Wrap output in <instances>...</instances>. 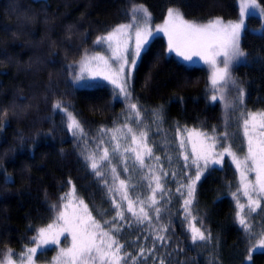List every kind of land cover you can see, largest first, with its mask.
<instances>
[{"label": "trees", "instance_id": "obj_1", "mask_svg": "<svg viewBox=\"0 0 264 264\" xmlns=\"http://www.w3.org/2000/svg\"><path fill=\"white\" fill-rule=\"evenodd\" d=\"M257 2L260 10L264 8V0ZM240 3L241 0H0V262L5 261L9 250L20 254L26 247H34L31 239L39 228L63 224L59 213L63 211L68 216L69 199L73 198L78 207L74 212L91 225L84 212L87 205L88 212L105 231L110 228L104 221H113L118 210L123 212L125 219L114 221L111 235L123 245L120 255L130 253L135 260L125 257L119 264H264V250L249 251L259 237L250 240L237 218L240 212L253 232L264 230V193L256 185V172L247 170L252 167L251 160L247 168L243 163L248 154L243 120L248 112L264 111L262 17L249 15L241 29L240 45L247 55L230 66L231 80L236 83L230 80L223 88L224 99L215 92L217 100H211V66L170 52L163 33L151 38L131 69L127 82L130 96L125 97L103 77L74 79V74H80L86 54H111L106 44L94 41L116 26L130 23L133 7L143 5L148 10L155 32L164 24L168 8H178L190 22L203 24L215 18L237 22L241 19ZM219 59L222 58H218V66L223 67ZM128 72L126 67V75ZM238 88L243 89V103ZM58 101L66 112L53 108ZM132 103L141 111L139 120L130 109ZM67 112L80 122L82 134L73 135L68 130ZM125 123L137 136L138 151H144L139 133L147 132L143 144L152 149V156L144 154V168L134 155L125 152L128 144H134L132 133L128 132L130 143L128 136H118L113 143L108 140L113 130L127 129ZM177 128L181 130L179 135ZM185 129L203 132L219 142L195 136L190 141ZM224 132L228 136L221 139ZM181 139L185 141L183 148ZM193 142L197 151L201 142L214 145L213 159L219 158L217 154L224 147L231 146L241 161L238 169L232 156L225 153L222 164L209 161L196 182L192 214L199 221L196 226L206 235L210 233L211 239L195 243L189 230L191 217L185 219L183 208L187 188L182 189L183 197L176 191L180 184L190 182L188 177H195L196 167L191 163ZM117 143L119 149L113 151ZM105 148L109 159L101 161ZM185 154L189 155L187 162ZM89 157L98 161L102 176L95 175ZM199 164L204 168L203 160ZM153 176H161L164 189L156 191V205H151L149 199L153 195L149 183L152 188L156 183ZM120 180L126 181V189H120ZM244 184H249L252 199L259 201L255 211L250 210ZM73 186L74 196L62 200ZM124 191L134 201V211H139L138 201H144L152 217L150 222L136 221L127 210L128 201L122 198ZM238 205H244L243 210ZM156 207L161 209L159 219ZM165 227L167 231H161ZM59 240V244L38 251L35 264H55L54 257L60 249L72 246L69 232ZM96 264L102 262L97 260Z\"/></svg>", "mask_w": 264, "mask_h": 264}, {"label": "snow or ice", "instance_id": "obj_2", "mask_svg": "<svg viewBox=\"0 0 264 264\" xmlns=\"http://www.w3.org/2000/svg\"><path fill=\"white\" fill-rule=\"evenodd\" d=\"M259 7L257 0H241L239 7V14L243 17L246 13L251 14V10ZM261 14L264 15V8H261ZM151 14L148 12L143 5L133 7L131 9V22L126 24H120L108 31L105 35L98 36L94 41L97 45H107L108 50L111 52L109 58L103 56H93L88 57L85 55L84 60L80 64V74L75 75L74 79L79 81L83 78V73L85 71H92L90 68V63L92 60L103 61L108 75H105V79L111 81L112 84L119 88L120 93L124 94L125 97L130 96L127 91V82L131 75V69L135 68L137 58L140 57L142 49L145 45L149 43L151 38H154L156 34L163 33L168 40V50L170 52L175 51L177 55L182 56L185 60L191 61L193 57H199L204 60L205 63L209 64L212 68L211 73V84L213 86L214 94L211 96L212 101L217 100V95L215 92H220V99H224L223 88L231 80L229 68L234 61L239 58L245 57L247 54L241 49L240 37L241 29L245 27L243 19L238 22L228 21L224 22L222 18H215L209 20L207 23H196L190 22L184 19L182 13L178 8H168L167 18L162 26H157L155 32L150 26ZM134 33V47L130 48V41L133 39ZM222 63L223 67L218 66ZM111 61V63H109ZM71 67V66H70ZM126 67H128L129 72L125 75ZM231 83L235 85V81L231 80ZM240 94V102L243 103V89L238 88ZM55 110L67 111L62 108L61 103L58 101L53 105ZM130 109L133 110L135 116L139 120L141 116V111L137 104H130ZM67 128L73 133V135H78L83 133V128L80 122L73 116L71 112H67ZM129 133H132V143H138V139L133 129L128 127L127 123L124 125ZM244 135L247 137L248 141V154L245 157L244 164L247 168V161L250 159L252 162V167L250 171L256 172V185H258L259 192L264 193V111L262 112H248L243 120ZM258 129L260 130L258 132ZM103 131V130H102ZM121 130H113L112 139L116 140L117 137L115 133ZM180 129L177 128V135L180 134ZM187 132L188 140H192L195 137H203L204 139H212L215 142H219L215 137H208L205 133L199 132L195 129L184 130ZM215 132V129H213ZM256 134V135H253ZM261 138L257 139L256 136ZM228 136L227 132L223 133L221 139H226ZM147 138V132L141 131L139 133V143L143 145L144 151H137L136 149H125V152L132 151L135 153V161L139 162L141 168L145 167L144 154L152 156V149L148 148L143 142ZM255 140V146H254ZM185 141L181 139L180 147H184ZM214 145H206L201 142L200 150L197 151L196 144L193 142V156L191 163L196 167L194 179L188 177L189 183L187 185L180 184L176 191L181 197L185 195L182 191L183 188H187V198L183 200V208L185 213V219L191 217L189 223V230L191 232V240L193 243L197 241H205L211 239V234H205L201 231L196 224L199 222L197 218L192 214L191 205L194 198V191L196 182L201 179L202 172L207 168L209 161L213 164H222L223 156L225 153L232 156L233 162L236 164L237 168L241 167V161L236 157V155L231 151V146L224 147L223 152L218 153V159L212 158L211 149ZM119 149V143L113 151ZM91 160V168L93 169L96 176H102V173L98 170L99 163L94 157H89ZM109 159L108 149H103V155L100 157L101 161ZM157 161L160 157H155ZM170 159V158H169ZM184 160L187 162L189 160V155H184ZM204 161V168L200 167L199 161ZM187 163L185 168H187ZM124 171L127 172L128 168L125 166ZM152 169H149L151 172ZM112 172L115 174L116 169L113 168ZM164 176H167V172H163ZM173 176L176 173H172ZM244 176V173H241ZM147 178V177H145ZM152 179L155 180V188H152L151 183H149V188H151L153 195L149 197L151 200V205H156L157 201L155 198V193L157 190L161 192L164 191L163 185L161 184V176H153ZM107 183V181H105ZM120 189H126V181L120 180ZM244 195L249 197L250 210L255 211L257 207H260L259 201L252 199L249 195V184H244ZM112 191V189H109ZM251 191H256V187L253 186ZM75 194V187L69 193L65 194L66 197H72ZM235 195V193L233 194ZM124 200L128 201V211L132 212L133 216L136 217V221L139 224H143L145 221H151L152 217L149 215V211L146 210L144 206V201H138L140 204L139 211L136 212L133 209L134 201H132L127 192L124 191ZM83 204V201H80ZM113 204L115 207L119 208V204H116L115 199H113ZM67 207V205H64ZM238 207L243 210L244 205H238ZM156 218H160L161 209L156 207L155 209ZM84 212L87 215V219L91 221V225H88L82 217H72L69 218L65 212L61 211L59 213L58 219L63 221L62 226H57L55 223H50L46 227H41L37 231V235L33 236L31 243L34 247H26L20 254H13L11 250L6 255L5 261L0 262V264H14L11 257L12 255H18L20 264H35V258L38 251L42 252L46 246L59 244L60 236L65 232L71 233L72 236V246L70 248H61L59 254L54 257L55 264H96L97 260L102 262V264H119L121 259L125 257H131L130 253H125L124 256L120 255V251L123 245L118 244L113 236L111 235V229L115 227L114 221L124 220V214L122 211L116 212V217L113 221L105 220V225H109L110 230L105 231L103 227L93 219L91 213L88 212L87 205H84ZM237 218L239 224L242 226L243 230L249 234L250 240L255 237H259L256 240V244L253 245L249 251H260L264 250V230L259 234L252 231V227L247 223L246 218L237 212ZM98 230V231H97ZM161 231H167V228H162ZM163 240V236L157 237ZM115 245V247H114ZM144 250L141 249V255H143ZM133 261L134 257H131ZM251 259V256L248 257ZM163 264V261H161Z\"/></svg>", "mask_w": 264, "mask_h": 264}, {"label": "rangeland", "instance_id": "obj_3", "mask_svg": "<svg viewBox=\"0 0 264 264\" xmlns=\"http://www.w3.org/2000/svg\"><path fill=\"white\" fill-rule=\"evenodd\" d=\"M258 3V2H257ZM260 7V6H259ZM256 8V9H253V10H251V14H256V15H258V16H260V17H262L263 18V21H264V15H262L261 14V10H260V8ZM251 14H248V13H246L243 17H241V19H243V21H244V24H245V22H246V19H247V17L249 16V15H251ZM238 22V21H237ZM264 24V23H263ZM151 40V39H150ZM149 40V41H150ZM149 44V43H148ZM147 44V45H148ZM147 45H145V47L147 46ZM132 47H134V33H133V39H132V41H130V48H132ZM143 51V50H142ZM142 51H141V53H142ZM97 55H99V56H103V57H105V58H109L110 56H111V54H106V53H97V54H95V55H92V56H90V57H93V56H97ZM192 61H196L195 63H203V59H201V58H199V57H193L192 58ZM109 63H111V61H109ZM90 68L92 69V71H85L84 73H83V76H85V77H87V78H94V77H105V75H108L109 73L107 72V70H106V68H105V65H104V63H103V61H101V60H92L91 61V63H90ZM125 75H126V71H125ZM121 131L120 132H117V133H115V135H116V137H118L119 136V138L120 137H126V136H128L129 137V135H128V131H127V129H120ZM112 136H113V131L112 132H110L109 133V135H108V137H109V142H114V140L112 139ZM127 141H129V143L131 142V140H130V137H129V139L127 140ZM129 146L126 148V149H136L137 151H138V148H137V146L135 145V144H128ZM130 154H132V155H134V157H135V153L134 152H132V151H128ZM76 208H78L77 206H76V204H75V201H74V199L73 198H71V199H69V205H68V207H67V211H68V217L69 218H72V217H79V212L78 213H75L74 211L76 210ZM83 220H84V218H83ZM85 221V220H84ZM63 223V222H62ZM63 224H61V225H58V227L59 226H62ZM12 259V261L14 262V264H20V260H19V256H17V257H12L11 258Z\"/></svg>", "mask_w": 264, "mask_h": 264}]
</instances>
